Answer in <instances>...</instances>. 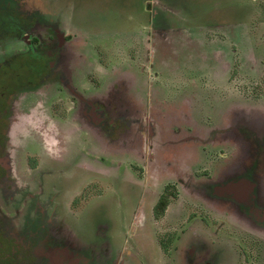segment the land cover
Wrapping results in <instances>:
<instances>
[{"label":"rangeland","instance_id":"rangeland-1","mask_svg":"<svg viewBox=\"0 0 264 264\" xmlns=\"http://www.w3.org/2000/svg\"><path fill=\"white\" fill-rule=\"evenodd\" d=\"M149 1L27 0V3L29 2V6L37 5L42 10L46 9L43 14L45 21L61 22L62 31L67 33L68 38L72 37L66 44L68 46L64 54L81 53L75 58L78 62L85 61L86 56L82 53L93 52L97 55L98 65L104 62L107 66L109 82L115 83L125 78L127 86L131 88L129 90L144 96L147 101V85L152 78L156 107L163 109L166 105L181 102L182 105L177 107L181 108L183 115L180 119L183 123L180 124L185 127L184 119H187L196 124L199 132H205L221 123L223 125L225 121L239 120L241 117L238 118L237 113L245 109L258 110L263 123H254L251 135L238 133L235 141L224 148L233 150L237 159H241L238 164L246 165L250 161L263 169L264 154L260 157L256 152L264 146V0H163V3L173 8L168 10L171 14H165L163 9L158 10L157 22L164 21L170 27H164V24L158 27L156 45L151 49L154 53L152 51L150 60H144L138 57V47L140 36L146 32L143 24H147L145 22L151 17L147 9ZM1 5L5 6V3L1 2ZM54 11L61 19L53 14ZM228 23H239L236 31L242 36V40L237 44L232 43L235 59L233 56V61L222 63L225 65L223 70L220 62L229 60L230 57L217 56L220 47L207 41L208 37L207 40L204 39L203 33L206 28ZM243 23L247 25L246 28ZM183 28L189 29L191 34H186L188 32ZM29 30L39 33L37 27L29 26ZM183 31H186L188 45L180 44ZM4 33H0V60L7 53L26 48V43L22 41H18V47L15 48V44L4 39ZM44 33L48 34L46 31ZM208 33H213V38L218 37L215 29ZM228 33L226 28V31H220L219 37L226 40ZM174 39L177 41L172 42ZM87 40L91 41L90 47L87 46ZM222 51L229 53L223 48ZM112 55L115 56L113 63L118 68L109 62ZM80 64L83 71L89 68L85 62ZM151 64L155 65L154 69L149 68ZM64 69L72 71L73 64L70 60L65 62ZM230 69L233 76L228 80L227 70ZM119 71V75L125 76H115ZM202 77L210 78L211 88L200 84ZM94 80L96 79H93L96 83ZM230 81L233 82L234 89ZM58 88L62 91L59 94L61 100L56 97ZM71 91L86 101L85 95L88 92L81 90L82 93L73 86ZM71 91L58 83L57 73L54 72L40 87L23 98V102L17 104L15 118L23 127L27 124L35 131L39 128L36 132L44 137L46 150L53 143L58 144L60 159L67 158L61 163L62 166L77 163L71 165L66 172L62 170L61 175L72 182L71 186L62 189L63 185H60L56 190L60 198H65V203L71 204L65 207L69 214H73L71 223L76 234H71L74 238L71 249L76 252V264H186L185 256L190 250L185 251L181 237L189 215L192 218L200 216L205 220L202 221L201 218L198 223L202 235L207 236L204 237V242L210 245L206 247L208 249L203 252L201 260L209 257L211 261L217 259L216 264H264V233L244 222L238 206L235 208L240 215L230 205L221 206L225 209L226 206L232 208L233 212L228 211L231 215L226 216L216 214L223 210L220 205H195L198 202L189 196L184 204L183 198L163 199L159 194L155 203L151 204L152 212L155 210L157 218L155 215L153 219L150 218L149 205L142 204L138 210L140 201L135 202L133 192L137 195L144 187L136 185L135 189L125 183L123 193L119 188L123 171L118 170L121 163L117 159L121 158L120 152L124 149L134 148L132 141L125 138L122 142L119 137L115 138L117 132L108 143L85 140L81 133L89 134L88 129H92L90 126L93 125L85 119L83 110L79 108L81 105H74V101L72 102L74 97L70 94ZM188 100L192 102L188 103ZM28 133H32V130ZM258 133L262 141L253 138ZM101 149L104 151L96 154L98 156L90 154V158H82L87 150L93 152ZM220 149L224 152L223 147ZM246 149L248 153L244 155L243 151ZM185 154L187 164L190 165L197 158L206 159L209 153L207 148L191 142L186 145ZM110 156L116 158L112 161ZM45 165L47 166V160ZM127 166L129 176L134 172L135 165L132 163ZM175 170L174 166L168 168L170 173ZM260 177L262 178L255 181V203L260 204L261 211L258 215L264 220V170ZM253 185L254 183L250 184L249 189ZM149 192L145 196L152 200ZM177 192L181 198L183 192L178 189ZM123 194L129 197L124 200V205L123 199L121 200ZM160 200L163 202H159ZM64 211L66 212L65 209ZM171 236L176 240L174 244L169 241ZM217 244L223 247L217 249ZM162 246H165L167 253Z\"/></svg>","mask_w":264,"mask_h":264},{"label":"flooded vegetation","instance_id":"flooded-vegetation-1","mask_svg":"<svg viewBox=\"0 0 264 264\" xmlns=\"http://www.w3.org/2000/svg\"><path fill=\"white\" fill-rule=\"evenodd\" d=\"M1 2H4L5 6H2ZM163 2V0H150L149 7H146L151 17L148 22H145L147 24H143L146 32L140 36L138 47V57L144 60L147 58L150 60L153 51L151 49L156 45L158 27L164 25V27H170L164 21L157 22L158 10L163 9L165 14H171L168 10L173 8ZM28 3L27 0H0V33L5 32L4 39L15 44V48L18 47V41L26 43V48L7 53L0 60V264L77 263L76 252L71 249L74 244L71 234L75 233L71 223L73 214L72 212V215L69 214L65 207L71 204L65 203V198L63 196V199L60 198V194L56 191L60 185H63L62 189L68 185L71 186L72 182L66 180L61 174L77 163L62 166L61 163L67 158L60 159L58 144L53 143L52 147L49 146L46 150L44 137L36 132L39 128L35 131L27 124L23 127L15 118L17 104L34 89L40 87L54 72L57 73L58 83L60 82L61 86L68 91H71L73 86L79 91L88 92V95H85L86 101L81 100L74 91L70 92L74 97L72 99L74 105H81L79 108L83 110L85 119L93 125L90 126L92 129H88L90 135L81 133L85 140L94 139V143H108L117 132L115 138L119 137L118 139H122V142L125 138L132 141L134 148L124 149L120 152L121 158L117 159V162L121 163L118 170L123 171L120 187H118L122 193L125 183L135 189L136 185L144 187V190L137 195L133 192L135 202H141V205L139 202L138 210L142 204L149 205L150 218H157L155 210L154 213L152 212L151 204L155 203L159 194L163 199L181 200L183 198L184 204L189 196L198 202L195 205H211L212 207L220 205L219 207L223 210H219L216 214L231 215L228 211H232V208L238 215L242 212L245 218H241L249 227L258 228L264 233V220L258 215L261 211L260 204L255 203L257 186L255 181L262 178L260 174L264 168L250 161L246 165L238 164L241 159H237L233 150L224 148L235 141L238 133L243 132L245 136H248L253 131L254 123H263L258 110L245 109L237 113V117H241L239 120L225 121L223 125L221 123L205 132H199L196 124L187 119H184L185 127L180 124L183 123L180 120L183 115L181 108L177 107L182 105L181 102L178 101L176 105H166L163 109L156 107V92L150 74L147 101L144 96L129 90L131 88L127 86L128 81L125 78L115 83L109 82L107 66L104 62L98 65L97 55L95 56L93 52L82 53L86 56L85 61L79 62L75 61V58L81 53L64 54L68 46L66 44L72 37L68 38L67 33L62 31L61 22L45 21L43 14L46 9L42 10L37 5L29 6ZM53 14L57 13L54 11ZM58 18L61 19L60 15ZM30 21L35 23L32 24ZM243 24L246 28L247 25ZM238 25L239 23L218 24L214 28L203 29L204 39L208 37L207 41L218 44L220 47L217 50V56L230 57L229 60L220 62L222 69L226 62L229 63L235 59L232 43L237 44L242 40V36H239L236 31ZM29 26L37 27L39 33L29 30ZM226 28L229 33L224 40L219 37V33L226 31ZM211 29L217 31L218 37H211L213 33L212 35L208 33ZM185 30L188 32L186 34H191L189 29ZM44 31L48 34L45 35ZM185 32L181 34L180 44L188 45ZM91 39L93 40V37ZM87 42L88 44H85L90 47L91 41L87 40ZM222 48L229 53H223ZM114 57L112 55L109 62L118 68L119 66L113 63ZM69 60L73 64L71 72L64 69L65 62ZM81 62H85L89 68L83 71L80 68ZM105 66L106 69H103ZM150 67L154 69L155 65L151 64ZM227 71L229 80L233 72L231 69ZM119 74L120 71L115 76ZM119 76L121 78L125 75ZM93 79H96L94 80L96 83ZM230 82L234 89L233 82ZM200 84L207 88L212 87L208 77H202ZM61 93L62 91L58 88L56 92L58 100H61L59 97ZM30 129L32 133H28ZM258 136L259 133L253 138L258 140L260 139ZM191 142L207 148L209 154L206 159L197 158L188 165L185 148ZM127 146L129 147L128 144ZM220 147H223L224 152ZM263 148L264 146H261L256 152L260 157L264 154ZM103 151L104 149L93 152L87 150L85 151L87 154L83 153L82 158H90V154L96 155ZM243 153L245 155L248 150H244ZM110 157L112 161L116 158ZM132 163L135 165L134 172L128 176L127 165ZM172 166L176 167V170L170 173L168 168ZM249 183H254L252 191L249 189ZM158 185H160L159 188ZM177 189L183 192L181 198L178 197ZM148 191L152 195V200L149 196H145ZM122 199L124 205V200H128L129 197L123 194ZM161 200L159 202H163ZM223 205H230L232 208L226 206L225 209L221 207ZM237 206L240 213L235 208ZM161 215L163 216L164 213ZM201 218L205 221L203 217L193 216L192 218L189 215L186 220L188 224L182 231L184 233L181 239H183L185 251L190 250V253L185 256L186 264H216L217 259L211 261L207 257L201 260L203 252L210 245L209 241V244L204 242V237L207 238V236L202 235V229L198 223ZM220 231L219 227V237ZM169 241L172 244L176 242L173 236L169 237ZM222 247L218 245L217 249ZM162 248L167 253L165 246Z\"/></svg>","mask_w":264,"mask_h":264},{"label":"trees","instance_id":"trees-1","mask_svg":"<svg viewBox=\"0 0 264 264\" xmlns=\"http://www.w3.org/2000/svg\"><path fill=\"white\" fill-rule=\"evenodd\" d=\"M164 209H165V206H164Z\"/></svg>","mask_w":264,"mask_h":264}]
</instances>
